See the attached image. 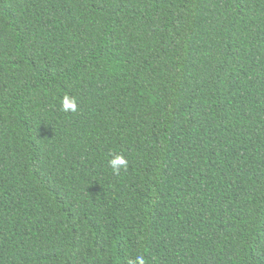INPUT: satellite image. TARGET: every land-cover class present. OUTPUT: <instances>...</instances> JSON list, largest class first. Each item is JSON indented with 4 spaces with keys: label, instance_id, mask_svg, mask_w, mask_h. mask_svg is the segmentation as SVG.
Returning <instances> with one entry per match:
<instances>
[{
    "label": "trees",
    "instance_id": "obj_1",
    "mask_svg": "<svg viewBox=\"0 0 264 264\" xmlns=\"http://www.w3.org/2000/svg\"><path fill=\"white\" fill-rule=\"evenodd\" d=\"M0 264H264V0H0Z\"/></svg>",
    "mask_w": 264,
    "mask_h": 264
}]
</instances>
